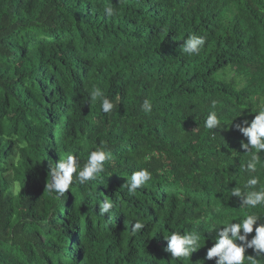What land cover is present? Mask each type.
Listing matches in <instances>:
<instances>
[{
	"label": "trees",
	"instance_id": "obj_1",
	"mask_svg": "<svg viewBox=\"0 0 264 264\" xmlns=\"http://www.w3.org/2000/svg\"><path fill=\"white\" fill-rule=\"evenodd\" d=\"M190 34L207 37L198 55L182 50ZM96 87L119 101L111 113L85 103ZM262 98L264 0H0V264H215L204 261L214 222L264 215L232 196L250 175L264 190V157L244 170L235 127ZM101 144L111 160L100 178L49 192L50 161L71 153L83 166ZM140 168L152 179L130 196ZM104 196L119 201L111 218ZM135 219L146 227L134 233ZM173 231H198L201 248L173 259Z\"/></svg>",
	"mask_w": 264,
	"mask_h": 264
},
{
	"label": "clouds",
	"instance_id": "obj_2",
	"mask_svg": "<svg viewBox=\"0 0 264 264\" xmlns=\"http://www.w3.org/2000/svg\"><path fill=\"white\" fill-rule=\"evenodd\" d=\"M107 17H114L118 10L111 4L104 8ZM207 42L205 35L190 34L182 45V50L188 55H198ZM97 99L101 102L102 111L106 114L111 113L119 103L105 96L99 87L93 88L89 96L85 98V103H93ZM141 110L150 114L153 111V103L145 99L141 104ZM215 107V101L213 102ZM251 111L255 113L254 119L250 122L244 120L235 127L247 138L242 141V147L250 153L245 171L249 174L257 171V165L262 164L261 150H264V98L259 105L254 106ZM221 117L218 111H211L207 114L204 127L209 130L223 128ZM215 132V131H214ZM152 155H156L155 152ZM111 160V153L107 146L101 144L96 146L89 154L87 160L81 166L77 155L69 153L66 158H60L58 162L50 161L49 173L51 180H48L47 189L49 192L63 197L74 184L84 185L87 182L97 180L106 171L105 163ZM152 179V172L148 168H140L127 177V192L130 196L135 195L138 189L146 188ZM260 178L250 175L244 182V190L234 188L232 196L239 197L242 201L241 206L249 209H256L264 206V190L258 189ZM119 201L103 197L99 202V214L106 216L111 214L119 207ZM218 211V210H217ZM264 215L253 212L247 214L245 218L236 222L228 220H216L211 230H217L212 237L213 246L208 248L204 261L213 260L215 264H245L251 262L253 255H246L247 249H253L255 255H264V223H258ZM222 226V227H221ZM145 224L135 219L132 225L133 232L144 229ZM255 231V235L249 239V234ZM167 245L165 251L171 253L173 259L186 260L201 248V236L198 231H173L170 235H165Z\"/></svg>",
	"mask_w": 264,
	"mask_h": 264
}]
</instances>
